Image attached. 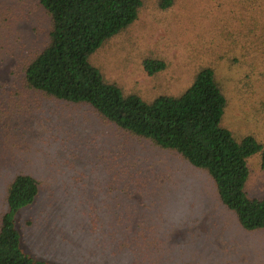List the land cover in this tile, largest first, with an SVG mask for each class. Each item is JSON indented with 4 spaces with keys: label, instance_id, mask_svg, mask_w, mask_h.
Masks as SVG:
<instances>
[{
    "label": "rangeland",
    "instance_id": "1",
    "mask_svg": "<svg viewBox=\"0 0 264 264\" xmlns=\"http://www.w3.org/2000/svg\"><path fill=\"white\" fill-rule=\"evenodd\" d=\"M139 19L92 58L125 95L180 96L211 67L227 98L224 126L264 145V0H143ZM40 0H0V219L19 175L40 186L17 223L27 252L49 264H264L209 175L91 107L28 90L23 69L48 44ZM147 59L166 63L149 76ZM247 191L264 198L260 156Z\"/></svg>",
    "mask_w": 264,
    "mask_h": 264
},
{
    "label": "trees",
    "instance_id": "2",
    "mask_svg": "<svg viewBox=\"0 0 264 264\" xmlns=\"http://www.w3.org/2000/svg\"><path fill=\"white\" fill-rule=\"evenodd\" d=\"M174 0H162L161 7ZM51 19L48 44L23 69V83L50 99L91 107L104 121L157 148L178 154L206 172L219 198L246 231L264 230V198H252L247 185L249 161L264 145L254 137L238 140L223 122L227 98L211 67L198 71L180 96H160L148 102L125 95L110 83L92 58L139 19L143 0H40ZM149 76L166 70L164 61L143 63ZM38 181L19 175L10 184L7 210L0 219V264H49L26 251L17 216L35 204Z\"/></svg>",
    "mask_w": 264,
    "mask_h": 264
}]
</instances>
